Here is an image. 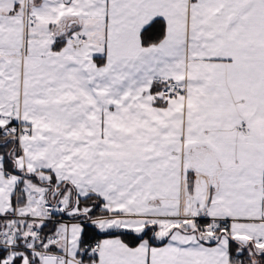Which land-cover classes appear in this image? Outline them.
Instances as JSON below:
<instances>
[{"label":"snow or ice","instance_id":"1","mask_svg":"<svg viewBox=\"0 0 264 264\" xmlns=\"http://www.w3.org/2000/svg\"><path fill=\"white\" fill-rule=\"evenodd\" d=\"M0 264H264V0H0Z\"/></svg>","mask_w":264,"mask_h":264}]
</instances>
